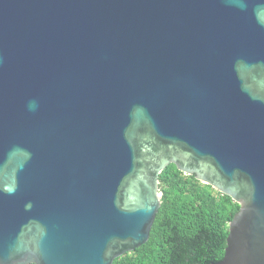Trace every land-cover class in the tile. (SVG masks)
<instances>
[{
    "label": "water",
    "instance_id": "95a60500",
    "mask_svg": "<svg viewBox=\"0 0 264 264\" xmlns=\"http://www.w3.org/2000/svg\"><path fill=\"white\" fill-rule=\"evenodd\" d=\"M170 163L264 264V0H0V264H112Z\"/></svg>",
    "mask_w": 264,
    "mask_h": 264
},
{
    "label": "trees",
    "instance_id": "16d2710c",
    "mask_svg": "<svg viewBox=\"0 0 264 264\" xmlns=\"http://www.w3.org/2000/svg\"><path fill=\"white\" fill-rule=\"evenodd\" d=\"M160 205L148 239L112 264H211L226 246L228 222L239 204L173 163L158 177ZM34 264V263H30Z\"/></svg>",
    "mask_w": 264,
    "mask_h": 264
},
{
    "label": "flooded vegetation",
    "instance_id": "af4514ba",
    "mask_svg": "<svg viewBox=\"0 0 264 264\" xmlns=\"http://www.w3.org/2000/svg\"><path fill=\"white\" fill-rule=\"evenodd\" d=\"M184 174V173H183ZM185 175H192V174H185ZM192 176H194V175H192Z\"/></svg>",
    "mask_w": 264,
    "mask_h": 264
}]
</instances>
